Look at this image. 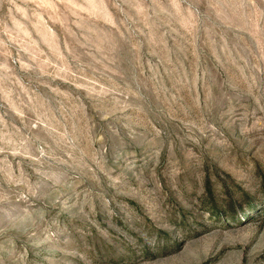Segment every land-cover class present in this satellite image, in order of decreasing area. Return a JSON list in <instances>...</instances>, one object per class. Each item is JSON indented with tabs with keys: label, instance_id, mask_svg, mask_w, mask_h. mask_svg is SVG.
<instances>
[{
	"label": "rangeland",
	"instance_id": "1",
	"mask_svg": "<svg viewBox=\"0 0 264 264\" xmlns=\"http://www.w3.org/2000/svg\"><path fill=\"white\" fill-rule=\"evenodd\" d=\"M0 264H264V0H0Z\"/></svg>",
	"mask_w": 264,
	"mask_h": 264
}]
</instances>
